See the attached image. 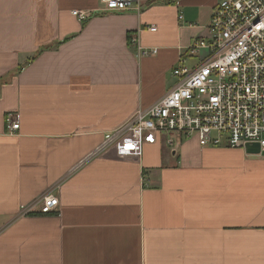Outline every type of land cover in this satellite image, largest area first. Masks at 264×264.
<instances>
[{
  "label": "crops",
  "instance_id": "0c3cea01",
  "mask_svg": "<svg viewBox=\"0 0 264 264\" xmlns=\"http://www.w3.org/2000/svg\"><path fill=\"white\" fill-rule=\"evenodd\" d=\"M138 2L0 0V264H264V154L177 134L139 159L96 153L173 87L179 60L199 64L186 51L217 0ZM132 35L156 54L138 57ZM48 193L57 213L21 215Z\"/></svg>",
  "mask_w": 264,
  "mask_h": 264
},
{
  "label": "built area",
  "instance_id": "2783aa9c",
  "mask_svg": "<svg viewBox=\"0 0 264 264\" xmlns=\"http://www.w3.org/2000/svg\"><path fill=\"white\" fill-rule=\"evenodd\" d=\"M99 13L140 10L138 0H99ZM84 23L91 16L73 10ZM181 19V17H179ZM155 32V26L147 28ZM138 57L156 54V49L139 46ZM186 54L199 58L193 68L184 60L172 70L173 87L134 119L107 135L96 153L112 150L118 158L139 159L144 145H153L158 136L177 134L195 137L200 147L245 149L257 143L264 153V0H217L212 10L207 37L193 40ZM6 117V129H19V116ZM167 145L173 141L167 139ZM58 198L43 195L38 207H24L21 215L57 213Z\"/></svg>",
  "mask_w": 264,
  "mask_h": 264
},
{
  "label": "water",
  "instance_id": "95a60500",
  "mask_svg": "<svg viewBox=\"0 0 264 264\" xmlns=\"http://www.w3.org/2000/svg\"><path fill=\"white\" fill-rule=\"evenodd\" d=\"M114 154L115 152L112 151ZM245 152L248 155H259L260 154V148L257 143L255 144H247L245 145Z\"/></svg>",
  "mask_w": 264,
  "mask_h": 264
},
{
  "label": "rangeland",
  "instance_id": "374dc122",
  "mask_svg": "<svg viewBox=\"0 0 264 264\" xmlns=\"http://www.w3.org/2000/svg\"><path fill=\"white\" fill-rule=\"evenodd\" d=\"M190 138H191V137H190ZM170 147H172V146H170ZM260 154H264V153H260ZM219 164H220V163H218V166H219ZM212 166H213V168H215V167H216V165H215V164H213ZM218 166H217V167H218Z\"/></svg>",
  "mask_w": 264,
  "mask_h": 264
}]
</instances>
